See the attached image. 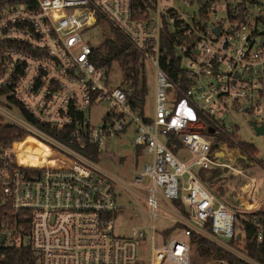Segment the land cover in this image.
Returning a JSON list of instances; mask_svg holds the SVG:
<instances>
[{
	"label": "built area",
	"instance_id": "2783aa9c",
	"mask_svg": "<svg viewBox=\"0 0 264 264\" xmlns=\"http://www.w3.org/2000/svg\"><path fill=\"white\" fill-rule=\"evenodd\" d=\"M0 4V124L23 133L0 141V264H12L22 251L34 264H191L190 242L161 235L159 243L153 225L146 251L145 229L115 233L124 212L117 201L122 185L97 156L129 131L149 159L134 184L148 181L152 219L161 194L186 208L195 227L184 223L186 237L195 232L235 254L241 251L230 241L239 240L242 228L241 241L248 223L258 244L264 242V216L245 214L258 211L264 187L233 165L255 160L242 152L237 116H247L264 136L258 133L264 125V0ZM98 22L153 68L151 116L132 109L131 85L115 86L110 70L95 65L90 31ZM170 52L179 59L172 76L163 69ZM100 106L106 111L92 123ZM214 170H231L245 185L255 182L245 203L235 196L244 213L202 180Z\"/></svg>",
	"mask_w": 264,
	"mask_h": 264
},
{
	"label": "rangeland",
	"instance_id": "374dc122",
	"mask_svg": "<svg viewBox=\"0 0 264 264\" xmlns=\"http://www.w3.org/2000/svg\"><path fill=\"white\" fill-rule=\"evenodd\" d=\"M90 36V43L92 45L99 46V48H101L105 39L111 37L107 36V32H105L103 27L91 29ZM139 64V66H141L139 67L140 69L144 68V73L146 76L145 85L147 87V94L145 96L146 100L144 113L146 116H151L154 100L153 68L146 62L143 63V66L141 63ZM127 75L128 72L124 66H122L118 61L113 62L112 68L110 70V77L115 86L121 87L122 89H127V86L130 85ZM105 111V106H100L94 109L91 112L90 121L92 123L99 122L101 115ZM245 118L248 117H236L237 121L240 123L239 139L242 142L254 146V158L256 161H251L253 162L251 163L245 160H240L233 163V165L238 168L242 167L245 174L252 178H256L259 184L264 187V136H257L254 130L244 120ZM97 161L106 173L116 178L122 185L119 191L117 190V201L121 206L124 207V212L118 215L115 219V233L119 235H127L133 227L145 229L148 233V236L143 242L142 249L146 251L149 250L151 243V236L153 232L151 226L153 225L156 228L155 233L158 237L157 241L159 243H161L159 238L161 235L167 242L173 238L188 240L190 242L191 264H219L216 260L208 259L206 261V259L200 257L197 252V245L191 241V235L189 237L185 236L184 229L186 226L184 223L191 224L189 222V216L187 214L186 208L176 202L171 203L165 200L162 195L159 194V216L155 219H152L149 216L148 206L146 203L147 192L144 190L148 185V181L146 180L140 187H136L134 184L135 176L141 173L144 163L148 162L149 159L144 155L141 148H137L135 146L131 131L121 134L115 139L107 142L105 148H101V153L97 156ZM246 181L247 179L245 177H239L236 179L231 170H226L223 172L220 179L206 183V185L220 199L225 201L228 206L234 208L238 213L242 214L244 213L245 209L236 205L237 203L235 196L237 193H240V188L245 186ZM245 198L247 197L244 194V199ZM255 210H264V197H262L258 209ZM192 225L193 224H191V226ZM239 225L241 227V223ZM192 227L195 228L194 226ZM237 232V234L242 233V228L238 229ZM192 234L198 235L195 232ZM217 238L221 239L223 242H226L219 236ZM210 239L211 238H209V240ZM235 254L252 264H257L239 251L235 252Z\"/></svg>",
	"mask_w": 264,
	"mask_h": 264
},
{
	"label": "trees",
	"instance_id": "16d2710c",
	"mask_svg": "<svg viewBox=\"0 0 264 264\" xmlns=\"http://www.w3.org/2000/svg\"><path fill=\"white\" fill-rule=\"evenodd\" d=\"M98 23V25L103 27L105 32H107V36L111 37L103 41L101 48L96 45L92 46L93 61L98 67H106L109 70H111L113 62L118 61L127 69V77L132 86V93L129 95L132 109L142 115L144 112L147 87L145 85L146 76L144 68L140 69L139 67L141 66H139V63L143 66L144 61L140 60L139 54L119 33L103 22ZM171 54L172 52H170V55ZM173 56L170 65H164L163 63V69H165L166 73L170 76H172L173 68L177 67L179 64V59H176ZM22 135L23 133L18 128L0 124V141H12L20 138ZM240 146L243 154L247 155L248 159H253L255 154L254 146L245 142H241ZM223 172V170L203 172L201 178L205 183H210L214 180L220 179ZM245 214L247 216H264V212L261 210L246 212ZM243 231L244 237L241 241L232 239L230 243L233 247L239 248L244 255L255 263L264 264V242L258 244L255 237L256 231L248 223H245ZM191 241L197 245L198 255L206 259V261L208 259H213L218 261L219 264H252L236 254L218 246L208 238L191 234ZM32 256L33 255L29 252H19L14 256V262L12 264H34L33 260H31Z\"/></svg>",
	"mask_w": 264,
	"mask_h": 264
},
{
	"label": "bare ground",
	"instance_id": "6f19581e",
	"mask_svg": "<svg viewBox=\"0 0 264 264\" xmlns=\"http://www.w3.org/2000/svg\"><path fill=\"white\" fill-rule=\"evenodd\" d=\"M252 183L255 184V182H252ZM252 183H249V184L245 185L244 187L240 188V191H239L240 193H238V195H237L238 196V198H237L238 199L237 200L238 203H241V204L245 203V199H247V198L244 199V194H245L246 197H248V194H247L246 191H247L248 188L251 187ZM255 204H257V202Z\"/></svg>",
	"mask_w": 264,
	"mask_h": 264
},
{
	"label": "water",
	"instance_id": "95a60500",
	"mask_svg": "<svg viewBox=\"0 0 264 264\" xmlns=\"http://www.w3.org/2000/svg\"><path fill=\"white\" fill-rule=\"evenodd\" d=\"M258 133L260 135L264 134V125L258 129ZM237 238L240 240L241 239V233L237 234Z\"/></svg>",
	"mask_w": 264,
	"mask_h": 264
}]
</instances>
